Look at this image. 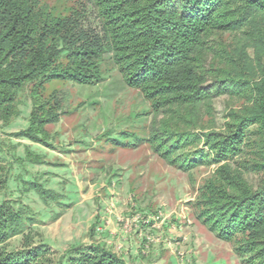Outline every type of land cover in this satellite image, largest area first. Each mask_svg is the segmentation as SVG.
<instances>
[{
    "label": "trees",
    "instance_id": "16d2710c",
    "mask_svg": "<svg viewBox=\"0 0 264 264\" xmlns=\"http://www.w3.org/2000/svg\"><path fill=\"white\" fill-rule=\"evenodd\" d=\"M88 1L97 8L102 34L82 27L83 6L64 3L62 13L45 0H0V119L8 124L19 114L26 90L29 125L12 135L50 147L46 126L63 111L58 98L43 97L44 85L55 79L97 84L99 61L111 52L125 84L150 102L154 117L144 139L152 151L187 173L204 163L216 166L191 203L197 219L230 242L242 264H264V0ZM221 94L227 103L219 128L213 99ZM139 140L121 133L112 143ZM25 155L42 160L28 149ZM12 165L0 156V193ZM248 173L258 175L256 185ZM21 186L45 205L58 201L33 180ZM34 220L29 205L0 202V264H126L93 241L53 260L30 231L20 248L8 250L4 244Z\"/></svg>",
    "mask_w": 264,
    "mask_h": 264
},
{
    "label": "rangeland",
    "instance_id": "374dc122",
    "mask_svg": "<svg viewBox=\"0 0 264 264\" xmlns=\"http://www.w3.org/2000/svg\"><path fill=\"white\" fill-rule=\"evenodd\" d=\"M45 1L62 13L64 3L83 6L82 27L102 34L97 8L88 0ZM221 38L228 42L231 36ZM99 65L97 84L55 79L44 85L43 97L58 98L63 111L46 126L50 147L12 135L29 125L32 102L26 90L19 114L8 124L0 119V156L13 164L0 202H21L35 213L34 222L5 247L20 248L23 233L30 231L34 244L48 245L46 256L53 260L72 245L93 241L126 264H242L233 245L198 220L191 205L216 166L204 163L187 173L154 153L144 139L154 117L150 102L125 84L111 52ZM226 103L225 94L213 99L216 127L224 123ZM132 132L141 139L136 145H113L121 133ZM27 149L42 160H25ZM245 176L257 184L258 175ZM25 180L53 190L58 201L45 205L35 192H23Z\"/></svg>",
    "mask_w": 264,
    "mask_h": 264
}]
</instances>
